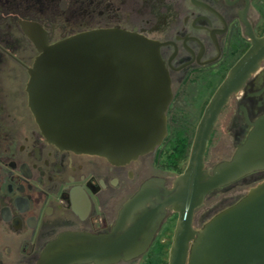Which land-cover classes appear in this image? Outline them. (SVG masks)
I'll return each mask as SVG.
<instances>
[{
    "label": "flooded vegetation",
    "instance_id": "af4514ba",
    "mask_svg": "<svg viewBox=\"0 0 264 264\" xmlns=\"http://www.w3.org/2000/svg\"><path fill=\"white\" fill-rule=\"evenodd\" d=\"M99 28H122L157 41L170 77L167 134L154 150L122 163L50 142L29 106V69L39 54L31 32L52 43ZM250 31L264 33V0H0V264H34L64 231H110L147 179L162 177L171 187L187 165L212 96L251 46ZM263 114L264 57L219 111L205 166L212 171L230 159ZM216 140L223 142L220 153ZM262 179L264 169L210 191L204 202L224 194L203 211L204 202L195 207L193 227H202L249 189L232 192L235 187ZM176 220L177 212L167 209L144 253L111 264H167Z\"/></svg>",
    "mask_w": 264,
    "mask_h": 264
},
{
    "label": "water",
    "instance_id": "95a60500",
    "mask_svg": "<svg viewBox=\"0 0 264 264\" xmlns=\"http://www.w3.org/2000/svg\"><path fill=\"white\" fill-rule=\"evenodd\" d=\"M249 35L251 46L212 96L187 165L172 186L166 187L162 177L147 179L110 231H64L34 264H111L138 257L151 244L167 209L177 212L167 264H264V179L202 227L192 224L195 207L210 191L264 169V114L230 159L216 163L212 171L204 159L229 94L264 57V33ZM31 36L39 54L29 69V106L50 142L115 163L161 143L172 92L157 41L122 28L86 30L52 43L33 31Z\"/></svg>",
    "mask_w": 264,
    "mask_h": 264
},
{
    "label": "rangeland",
    "instance_id": "374dc122",
    "mask_svg": "<svg viewBox=\"0 0 264 264\" xmlns=\"http://www.w3.org/2000/svg\"><path fill=\"white\" fill-rule=\"evenodd\" d=\"M217 144V147L219 148V150H218V153H220L221 152V150H222V148H223V142H221V141H218V140H216L215 142H213V146L214 145H216ZM216 147V148H217ZM214 148L212 147V150H213ZM216 151V150H215ZM209 160H211L212 162H215V161H217L218 160V158L216 157H211V155L209 156V158H208ZM252 184H250V186H251ZM250 186H248V185H246V186H243V187H235L234 189H233V191L232 192H236V191H240L241 189H245V188H248V187H250ZM223 192H217V193H214L213 195H211L203 204H202V211L204 210V209H206V208H209L210 206H213L214 204H215V202L217 201V200H219V198H222L223 197ZM227 200H224L223 202H222V204H220V205H217L215 208H213L214 210H212V212L213 211H216V210H218V209H220L221 207H222V205H225V204H227V202H226ZM217 204V203H216ZM200 209V208H199ZM211 212V213H212Z\"/></svg>",
    "mask_w": 264,
    "mask_h": 264
},
{
    "label": "trees",
    "instance_id": "16d2710c",
    "mask_svg": "<svg viewBox=\"0 0 264 264\" xmlns=\"http://www.w3.org/2000/svg\"><path fill=\"white\" fill-rule=\"evenodd\" d=\"M175 167H177V164H176V166Z\"/></svg>",
    "mask_w": 264,
    "mask_h": 264
}]
</instances>
